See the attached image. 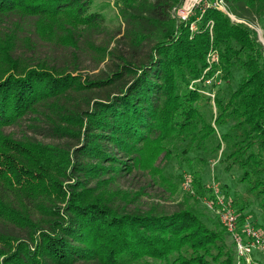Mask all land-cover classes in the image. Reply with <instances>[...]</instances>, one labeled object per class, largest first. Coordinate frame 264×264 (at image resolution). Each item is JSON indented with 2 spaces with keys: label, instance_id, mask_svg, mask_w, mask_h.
Wrapping results in <instances>:
<instances>
[{
  "label": "trees",
  "instance_id": "1",
  "mask_svg": "<svg viewBox=\"0 0 264 264\" xmlns=\"http://www.w3.org/2000/svg\"><path fill=\"white\" fill-rule=\"evenodd\" d=\"M116 1L113 27L93 0H0V264H264L202 201L214 182L240 226L264 209V0H224L242 21L207 9L193 36L180 0ZM170 164L194 194L148 199Z\"/></svg>",
  "mask_w": 264,
  "mask_h": 264
},
{
  "label": "built area",
  "instance_id": "2",
  "mask_svg": "<svg viewBox=\"0 0 264 264\" xmlns=\"http://www.w3.org/2000/svg\"><path fill=\"white\" fill-rule=\"evenodd\" d=\"M207 9L220 10L230 16L233 21H242L228 13L224 0H180V2L172 8L171 15L178 24L187 26L191 36H193L198 27V22L201 20L203 13ZM206 25L211 34L213 21L209 20ZM253 28L262 38L261 29L258 26H253ZM206 62L207 67L205 68L204 73L215 64H218L219 55L217 49L214 47L209 49L206 56ZM218 72L219 70L216 71V75H218ZM210 82V78H204V84H209ZM216 82L218 83V80H216ZM203 92L205 91L203 90ZM205 93L213 97L211 93ZM183 187L190 190V192H193L188 179L184 181ZM210 187L213 191V198L208 196L203 197V203L209 210L217 215L222 226L230 234L235 244L238 257H244L245 261L249 263L250 253L254 248L264 251V233L259 228L249 223L240 226L235 208L223 197L218 184L213 182Z\"/></svg>",
  "mask_w": 264,
  "mask_h": 264
},
{
  "label": "rangeland",
  "instance_id": "3",
  "mask_svg": "<svg viewBox=\"0 0 264 264\" xmlns=\"http://www.w3.org/2000/svg\"><path fill=\"white\" fill-rule=\"evenodd\" d=\"M91 9L94 11H98V12L102 13L105 17L106 23L109 26L115 27V26H118L120 24V20H119L118 13H117L118 2L116 0H93ZM261 30H263V28ZM262 32L264 34V30L261 31V36L264 37ZM203 74H204V72H203ZM216 76L217 75L215 72V74L213 75V77H214L213 79H215ZM202 78H203V76L201 78H199V80H201ZM205 85H209V84H205ZM205 92L211 93L214 96V91H205ZM8 131H12V133H13L14 129L9 128ZM211 162L209 165L210 168L209 167L206 168V171L208 169L207 174L209 176L207 178L208 183H210L212 176L215 179L217 176V177H219L218 180H216L217 182H219L220 184H225L227 186L229 185L231 187V190H236L238 193H242V191H243L242 190V188H243L242 184H238L236 182V176L238 175L239 172L237 170L225 172L223 169L224 164H220V163H219L220 164L219 168L218 169L214 168L213 169L214 171H212L211 170V168H212ZM163 163H164V161L161 159V156L155 161L156 165H158V164L162 165ZM177 172H179V173H177ZM154 174H155V176L146 174L143 177V180L150 181L151 179L155 178V179H157V181L160 182L161 181L160 179H163V176H157L158 173L156 171L154 172ZM164 174H170V175L174 176V178L172 180V185H168V184H164V183H160V184L153 183L152 187H150L147 190V192H146L147 195H145L148 199H151V200L159 199L160 202H163V203L165 202L168 205H173V204L177 203L178 201L182 200L183 198L190 197V195L194 194V193L193 194L190 193V190H187L183 187V183L186 180L185 177L188 175L187 169L182 170V169H179L177 165L170 164L169 166L164 167ZM177 174L180 176H177ZM125 184H127V183H125ZM157 195H159L158 196L159 198L157 197ZM225 197H226V199L231 200L230 196L225 195ZM250 201H252V203L244 211V215H245V220H244L245 222L244 223H249L255 227L263 229V227H261V226H264V217L262 214L264 209L258 205L256 200L251 198ZM197 205L202 211H204V213L209 214L214 218V215L212 213H210L205 208V206L201 202V200H197ZM254 249H257V248H254ZM260 259L264 261V254H260Z\"/></svg>",
  "mask_w": 264,
  "mask_h": 264
},
{
  "label": "water",
  "instance_id": "4",
  "mask_svg": "<svg viewBox=\"0 0 264 264\" xmlns=\"http://www.w3.org/2000/svg\"><path fill=\"white\" fill-rule=\"evenodd\" d=\"M258 38L261 42H263V38H261L259 35H258Z\"/></svg>",
  "mask_w": 264,
  "mask_h": 264
}]
</instances>
